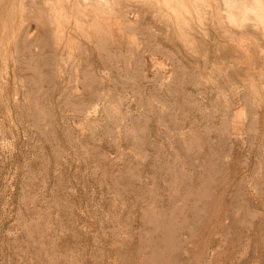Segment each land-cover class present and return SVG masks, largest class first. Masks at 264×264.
Returning a JSON list of instances; mask_svg holds the SVG:
<instances>
[{
  "label": "rangeland",
  "instance_id": "374dc122",
  "mask_svg": "<svg viewBox=\"0 0 264 264\" xmlns=\"http://www.w3.org/2000/svg\"><path fill=\"white\" fill-rule=\"evenodd\" d=\"M7 3L0 264H264L255 21L234 25L224 0H200L185 34L145 0L109 22L114 37L103 23L68 44L46 10L71 0Z\"/></svg>",
  "mask_w": 264,
  "mask_h": 264
},
{
  "label": "bare ground",
  "instance_id": "6f19581e",
  "mask_svg": "<svg viewBox=\"0 0 264 264\" xmlns=\"http://www.w3.org/2000/svg\"><path fill=\"white\" fill-rule=\"evenodd\" d=\"M57 1H60V0H57ZM144 1L145 0H71L72 8H68L63 3L49 4V5H47L46 14L52 23L51 26H52L54 39L56 41H58V40L62 41V40H64V38H66L65 40H67L69 42L68 44H70V39L72 37L71 31L74 28L75 29L88 28V29H94L97 32H101L100 30L102 28L103 23H105V25L107 26V29L109 28L110 36L114 37L116 30H114L113 27H110L109 22L112 23L115 19H118V18L123 19L122 23L130 22L131 19L127 18V15H129L128 9L122 8V7L127 6V8H128V7H131V5H134L133 8H135V6L140 7L139 4L143 3ZM154 1L160 2L162 5V8H164V10L166 12L165 15L168 16L170 19H172V21L176 22L177 25H181L182 30L186 29L185 34H188V32H189V21H190L189 15L192 13L193 3H195V2L199 3L200 0H194V1H191V0H154ZM224 1L226 4L225 6L228 7V8L227 7H225V8L227 9L226 12H227V15L229 16V18L231 20V23H233L234 25H239L240 27H242V26H245L246 24L249 25L250 21L254 20L255 26H257V28L259 27L258 29L259 30L261 29L264 32V0H224ZM4 4H5V2H4ZM6 4L10 5V3H7V0H6ZM11 7H12V5H11ZM73 7H74V9H73ZM196 7L197 6H195L194 11H193L195 16L197 14ZM123 9H124V11H123ZM219 10H220V7H219ZM129 11H130V9H129ZM5 16H3V18ZM37 16H38V14H37ZM216 16H217V18L220 17V14L218 11L216 12ZM13 17H14V15L12 16V18ZM6 21L8 22V19H6ZM117 24H119V21H117ZM220 25L222 27V22H220ZM250 25H252V23ZM183 26H185L186 28ZM70 27H72V28L70 29ZM223 27L231 35L237 33V31L233 27H229L225 22L223 23ZM107 29H105V31ZM118 29H120V28H118ZM242 34H244V33H242ZM49 37L52 38L51 36H49ZM259 45H262V44L259 43ZM58 47H59V45H58ZM30 55H31V53H30ZM138 55H139V53H138ZM151 59H152V57H151ZM26 79L27 78L25 77V80Z\"/></svg>",
  "mask_w": 264,
  "mask_h": 264
}]
</instances>
